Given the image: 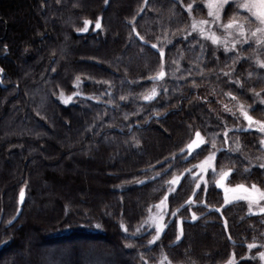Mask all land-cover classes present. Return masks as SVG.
<instances>
[{
  "label": "trees",
  "instance_id": "16d2710c",
  "mask_svg": "<svg viewBox=\"0 0 264 264\" xmlns=\"http://www.w3.org/2000/svg\"><path fill=\"white\" fill-rule=\"evenodd\" d=\"M203 10L201 0H0V264H260L264 213L224 203L212 172L199 187L191 176L216 144L227 184L264 191L259 133L230 129L225 145L220 105L231 91L264 118L254 96L264 69L187 33ZM233 66L242 87L223 75ZM195 131L205 143L185 155ZM175 174L159 240L124 232Z\"/></svg>",
  "mask_w": 264,
  "mask_h": 264
},
{
  "label": "snow or ice",
  "instance_id": "6c2138e0",
  "mask_svg": "<svg viewBox=\"0 0 264 264\" xmlns=\"http://www.w3.org/2000/svg\"><path fill=\"white\" fill-rule=\"evenodd\" d=\"M108 0H105V3L107 4ZM235 5L234 14L232 18L226 23L223 24V32L228 34L225 39H221L220 36H217L214 32H211L209 30V35L205 37V39L209 40L212 45L219 46L220 44H224V52L226 58L228 57L229 53H234L233 57V65L240 62L241 59L244 60H251L253 57H255L254 64L259 69H264V0H209V3L207 4L208 7V16L212 17L213 22H219L221 21V12H224V15H227V9L225 8L226 5ZM189 9H192V5H189ZM239 10H243L247 13L246 16H244L242 19H237V15L239 13ZM201 24L207 23V21H201ZM85 24V31L87 30L88 21H84ZM220 24H217V29L220 28ZM101 27L100 20L97 19L96 21V28L99 29ZM193 29H196V24L192 25ZM201 32H203V29H201ZM223 35V33H222ZM231 45L229 47L228 45ZM249 45V48H251V53L248 56H243L242 53L244 52V45ZM255 45L256 47H252V45ZM153 49H155L157 46L153 44L151 46ZM215 51V50H213ZM161 58L164 56V52L160 51ZM235 73V67L233 66V70L231 73L225 72L224 76H230L234 75ZM251 76V72L249 73ZM164 72L161 71L159 73V77H163ZM229 84L235 83L238 87H242L239 80H229ZM156 95L155 90H153L152 94L149 96H145V100H151ZM231 99L235 101L237 97L235 95H231ZM256 96H261L262 93H256ZM121 99H124V97H121ZM260 103L264 104V100H261ZM251 107V105H249ZM241 114L243 116V121L247 122V130H252L254 125H258V128L256 130L262 134V138L259 141V144L262 149H264V122L256 121L253 119L251 115H249L248 111L244 109V105H240ZM131 131V129H129ZM201 134L199 131L195 134V139L192 140L190 144H188V151L191 153L194 149H197L200 147V145L203 143L201 140ZM214 159L213 155H209L203 163L198 165V167L201 169V172H203L206 168L210 167L212 164V161ZM261 167H264V164L261 165ZM229 175L228 172H222L220 175V178L216 180V186L218 188L223 186V181L227 176ZM179 180V177L174 178L170 184H176ZM199 187V185H197ZM243 192V193H249L252 195L253 199H257L264 201V191L258 189L256 185H253L251 190L245 188L243 185H238L236 188L229 189L224 188L225 192V202L228 201V193L229 192ZM241 199L245 197H240ZM24 199V190L21 189L20 191V200L23 201ZM167 199V198H165ZM165 201L161 200L156 207L163 208ZM191 201H189V204ZM260 212L264 213V207H260ZM173 216L176 215V213L172 214ZM193 220L196 219V216L193 215ZM167 225H162L160 223H157L155 226V236L153 239L148 241V245H153L156 243L157 240H159L161 234L163 233L165 227ZM121 229H124V225H120ZM181 238L179 230L177 234V241H179ZM126 247H132V245H126ZM256 247V244H248L249 250ZM260 259L264 261V252L259 253ZM165 261H167V257L164 256L163 260L159 262V264H165ZM142 264H147V261L142 260ZM227 264H235L234 257L230 258L227 261Z\"/></svg>",
  "mask_w": 264,
  "mask_h": 264
},
{
  "label": "rangeland",
  "instance_id": "374dc122",
  "mask_svg": "<svg viewBox=\"0 0 264 264\" xmlns=\"http://www.w3.org/2000/svg\"><path fill=\"white\" fill-rule=\"evenodd\" d=\"M201 3L204 7V10L202 11L201 14L199 15H192L190 14V18L188 20V25H187V33H192L194 35L197 36V39H199V41L201 42V45L203 46H208L209 48H211L212 50H222L224 51V44H220L219 46L216 45H212L211 42L207 39H205V37H207L209 35V30H211V32H214L217 36H220V38L223 40L226 37L228 39H230V37H228L227 33L223 32V24H226L233 16L234 14V9H235V5H226L225 8L227 9V15H224V12H221V21L214 23L212 17L208 16V7L207 4L209 3V0H201ZM247 13L244 12L243 10H239V13L237 15V19H242L244 16H246ZM97 21V20H96ZM96 21L92 22V24H90V21H88V25L87 28L89 26H91L93 29H96ZM201 21H207V23L205 24H201ZM220 24V28L217 29V24ZM196 24V29L194 30L192 25ZM84 27H82V30L85 29V24L83 25ZM201 29H203V32H201ZM223 33V35H222ZM229 47H231V45H228ZM252 47H256L254 44L252 45ZM244 52L242 53L243 56H248L251 53V48H249V45H244ZM232 55L234 56L235 54L232 53ZM253 62L255 60V57H253L251 59ZM229 73L232 72V69H230L228 71ZM229 80H232V75L228 76ZM80 79L77 78L74 81V85H75V90L72 91L71 93H63V92H59L58 93V97L61 100V102L63 103H68L70 101L73 100L74 95L78 93L79 91V83ZM153 92V90L151 91V93ZM257 93H261V92H257ZM235 95L233 94L231 91L224 93L222 99H221V107H222V111L224 112V116L221 119V122L224 125L225 131L223 132V135L225 137V145L228 143L227 137H226V132L230 129H247V122L243 121V116L241 114V110H240V105L243 104L244 105V109L248 111L249 115H251V113L249 112V105L243 101H241L240 99H236L235 101H233L231 99V96L229 95ZM256 94V93H255ZM255 96V104H260L261 106H264V104L260 103L261 100H264V94H262L261 96ZM253 117L254 120L256 121H260V122H264V118L260 117L257 118L253 115H251ZM256 128H258V125H254L253 129L254 131L258 132L256 130ZM197 131H195L192 135V137L189 139V141L185 144L184 148L182 149V151L185 153V155L190 154V152L188 151V144H190L192 142V140L195 139V134ZM259 133V141L262 138V134L260 132ZM201 134V133H200ZM201 140L203 141V143H205V138L204 136L201 134ZM202 143V144H203ZM201 144V145H202ZM200 145V146H201ZM261 147V146H260ZM218 146L212 145L211 148L209 149V151L196 163L194 169L191 171V176L194 179V184L195 187H197V185L200 184H204L206 182V178H207V173L212 172V178L214 179V181L216 182V180H218L220 178V175L222 172H225L223 170H216L214 169V159L212 161V164L210 167L206 168L203 172H201V169L198 167V165H200L201 163L204 162V160L209 156V155H215L216 151L218 150ZM262 149V148H261ZM196 150V149H194ZM193 150V151H194ZM192 151V152H193ZM262 157L260 159V163L264 162V149H262ZM180 174H175L173 175L170 180L167 182V189L166 192L164 193V195L162 196V198L160 200H158L157 202H155L154 204H152L148 211L146 216L144 217V219L133 228L132 232H129L125 226V224H123L122 222H120V225L123 224L124 225V232L131 234V235H136L139 234L141 232L147 231L149 229L152 230V235L150 236L149 240L153 239V237L155 236V226L157 223H160L162 225H165L167 222V201H166V195L168 194L169 191H171L176 185V184H170V182L174 179L179 177L180 178ZM238 185H243L245 188L251 190L253 184L251 185H244V184H235V185H230L226 183V180L223 181V186L220 187L222 194H223V199H224V203L225 202V192H224V188H229V189H233L236 188ZM257 187V186H256ZM258 189H260L259 187H257ZM261 190V189H260ZM263 191V190H262ZM240 197H245L242 200L246 201L247 206H248V212H252V213H257L260 212V207H264V201L258 200L257 199H253L252 195L249 193H243V192H229L228 193V202L234 201V200H238L241 199ZM161 200H164V206L163 208H158L156 207V205H158L160 203ZM54 249V248H53ZM260 252H264V245L262 247V249L260 250ZM258 252V253H260ZM232 258V257H230ZM229 258V259H230ZM228 259V260H229ZM227 260V261H228ZM259 260H260V264H264V261H262L260 259L259 256ZM227 261H225L224 263L221 264H227Z\"/></svg>",
  "mask_w": 264,
  "mask_h": 264
},
{
  "label": "water",
  "instance_id": "95a60500",
  "mask_svg": "<svg viewBox=\"0 0 264 264\" xmlns=\"http://www.w3.org/2000/svg\"><path fill=\"white\" fill-rule=\"evenodd\" d=\"M20 210H21V209L19 208V210H18V213H17V215H16V216H18V214H19Z\"/></svg>",
  "mask_w": 264,
  "mask_h": 264
}]
</instances>
